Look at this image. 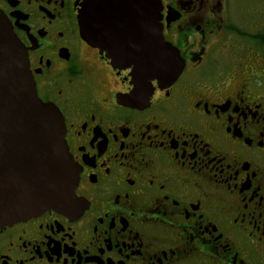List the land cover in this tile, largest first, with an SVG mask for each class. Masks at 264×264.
<instances>
[{"label":"flooded vegetation","instance_id":"obj_1","mask_svg":"<svg viewBox=\"0 0 264 264\" xmlns=\"http://www.w3.org/2000/svg\"><path fill=\"white\" fill-rule=\"evenodd\" d=\"M139 1L93 9L121 23L103 45L87 0H0L79 171L66 208L0 226V264H264V1L147 0L185 65L136 90L108 51L143 53Z\"/></svg>","mask_w":264,"mask_h":264},{"label":"water","instance_id":"obj_2","mask_svg":"<svg viewBox=\"0 0 264 264\" xmlns=\"http://www.w3.org/2000/svg\"><path fill=\"white\" fill-rule=\"evenodd\" d=\"M125 2L87 0L79 18L81 36L89 43L112 44L121 23L110 34L114 28L110 16L99 22L92 11L96 7L123 11ZM137 8L143 17L139 25L147 30L138 46L143 53L136 55L122 45L109 50V57L118 67L133 66L136 90L154 79L169 86L183 71L184 59L164 39L160 8L147 0H140ZM99 29L109 36H99ZM78 174L65 141L64 119L55 105L38 96L27 50L0 10V226L66 208L74 200Z\"/></svg>","mask_w":264,"mask_h":264},{"label":"rangeland","instance_id":"obj_3","mask_svg":"<svg viewBox=\"0 0 264 264\" xmlns=\"http://www.w3.org/2000/svg\"><path fill=\"white\" fill-rule=\"evenodd\" d=\"M240 1H242V2H248L250 0H240ZM259 1H264V0H259ZM239 5H241V3H239Z\"/></svg>","mask_w":264,"mask_h":264}]
</instances>
